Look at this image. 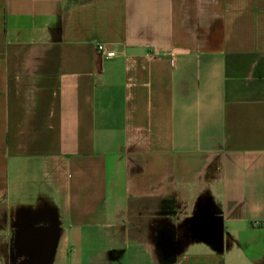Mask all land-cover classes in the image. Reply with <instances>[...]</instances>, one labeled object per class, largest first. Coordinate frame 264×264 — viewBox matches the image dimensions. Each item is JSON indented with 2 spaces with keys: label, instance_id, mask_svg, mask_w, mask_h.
<instances>
[{
  "label": "crops",
  "instance_id": "crops-1",
  "mask_svg": "<svg viewBox=\"0 0 264 264\" xmlns=\"http://www.w3.org/2000/svg\"><path fill=\"white\" fill-rule=\"evenodd\" d=\"M51 220L47 264H264V0H0V264Z\"/></svg>",
  "mask_w": 264,
  "mask_h": 264
},
{
  "label": "water",
  "instance_id": "water-1",
  "mask_svg": "<svg viewBox=\"0 0 264 264\" xmlns=\"http://www.w3.org/2000/svg\"><path fill=\"white\" fill-rule=\"evenodd\" d=\"M41 217H45L42 215ZM210 225L204 224L201 228L206 229ZM29 229L25 230L20 236H18L17 243L20 252L16 256L11 258V264H47L51 261L52 255L56 246L58 234L56 228V222L50 221V225L47 227H34L32 225L27 226ZM47 233L46 238L42 236L36 240L37 234ZM26 237V239H22ZM40 240L46 241L43 243ZM209 241L208 239H205ZM215 241V240H212ZM218 241V240H217ZM27 245V249H22L23 244Z\"/></svg>",
  "mask_w": 264,
  "mask_h": 264
},
{
  "label": "built area",
  "instance_id": "built-area-1",
  "mask_svg": "<svg viewBox=\"0 0 264 264\" xmlns=\"http://www.w3.org/2000/svg\"><path fill=\"white\" fill-rule=\"evenodd\" d=\"M96 50H97V52H99L100 54H102L106 57H113L114 56V54L107 51L105 46L102 44L97 45Z\"/></svg>",
  "mask_w": 264,
  "mask_h": 264
}]
</instances>
